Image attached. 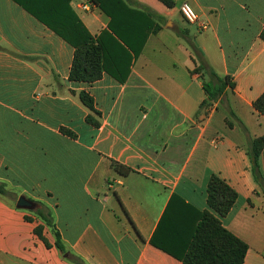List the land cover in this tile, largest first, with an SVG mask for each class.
<instances>
[{
	"label": "crops",
	"instance_id": "crops-1",
	"mask_svg": "<svg viewBox=\"0 0 264 264\" xmlns=\"http://www.w3.org/2000/svg\"><path fill=\"white\" fill-rule=\"evenodd\" d=\"M21 1L43 15L68 6L94 37L109 31L111 18L89 0ZM123 1L161 28L146 35L126 82L104 72L89 83L70 80L71 44L0 0V183L11 193L0 195V264H75L40 208H17L21 196L51 209L68 252L85 264H183L152 240L171 205L188 204L198 219L209 210L213 174L238 195L221 221L247 243L244 264H264V192L248 155L249 139L264 137L254 109L264 93V0ZM184 2L206 29L185 21ZM202 63L235 87L199 111L207 96L191 71ZM81 92L93 97L99 126L87 121ZM260 165L264 174V150Z\"/></svg>",
	"mask_w": 264,
	"mask_h": 264
},
{
	"label": "trees",
	"instance_id": "trees-1",
	"mask_svg": "<svg viewBox=\"0 0 264 264\" xmlns=\"http://www.w3.org/2000/svg\"><path fill=\"white\" fill-rule=\"evenodd\" d=\"M15 1L75 48L70 72L71 81L92 83L101 79L106 72L119 82H126L133 60L143 50L146 35L161 28L153 22L149 14L131 9L123 0H89L111 18L109 31L94 37L78 15L68 6L63 15H59L56 11L43 15L30 9L21 0ZM163 1L169 2V0ZM132 17L138 22L134 27H130L133 26L129 21L133 19ZM261 36L264 40V30ZM104 37H108L106 39L110 42L104 40ZM121 58L128 61L127 69L123 72ZM191 73L201 76L207 96L200 105L199 111L221 99L227 100L228 91L235 87L230 75L220 77L204 63ZM204 74L209 75L208 81L204 79ZM79 96L91 112L87 116V121L99 126L100 123L95 116H101V113L95 108L93 97L87 92H81ZM254 109L264 116V93L255 101ZM63 133L75 136L66 129H63ZM263 150L264 137L249 139L248 155L251 169L256 183L264 192V174L260 165ZM112 165L121 174L130 172L129 168L116 162ZM0 195L11 197V193L2 183H0ZM237 198L236 191L219 175L213 174L207 189L209 210L198 219L199 217L192 212L195 211L194 208L188 204L185 203L178 209H172L171 205L169 213L163 216L158 226L152 244L176 257L183 264H244L249 248L247 243L225 228L221 221L230 213ZM37 214L51 228L56 238V246L67 255V259L75 264H85L81 258L68 252L51 209L41 205ZM195 220H198L196 228H194ZM36 231L42 235V227L37 228Z\"/></svg>",
	"mask_w": 264,
	"mask_h": 264
},
{
	"label": "built area",
	"instance_id": "built-area-1",
	"mask_svg": "<svg viewBox=\"0 0 264 264\" xmlns=\"http://www.w3.org/2000/svg\"><path fill=\"white\" fill-rule=\"evenodd\" d=\"M83 8L89 9V6L83 5ZM180 12L185 19V21L189 24H198L202 29H206L207 25L203 22H200L199 15L197 14L196 10L189 2H184L180 7Z\"/></svg>",
	"mask_w": 264,
	"mask_h": 264
},
{
	"label": "water",
	"instance_id": "water-1",
	"mask_svg": "<svg viewBox=\"0 0 264 264\" xmlns=\"http://www.w3.org/2000/svg\"><path fill=\"white\" fill-rule=\"evenodd\" d=\"M17 208L29 211H37L40 208V204L25 197L21 196L18 198L16 203Z\"/></svg>",
	"mask_w": 264,
	"mask_h": 264
},
{
	"label": "rangeland",
	"instance_id": "rangeland-1",
	"mask_svg": "<svg viewBox=\"0 0 264 264\" xmlns=\"http://www.w3.org/2000/svg\"><path fill=\"white\" fill-rule=\"evenodd\" d=\"M206 76H207V77H206ZM204 77H205L204 79H205L206 81H208V80H209V75H207V74H204ZM212 105H213V104H212ZM209 107H210V106H209ZM209 107H208V108H209Z\"/></svg>",
	"mask_w": 264,
	"mask_h": 264
}]
</instances>
